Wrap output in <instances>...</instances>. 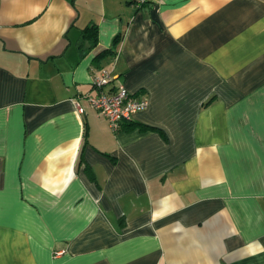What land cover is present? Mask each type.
Returning a JSON list of instances; mask_svg holds the SVG:
<instances>
[{
	"label": "crops",
	"instance_id": "0c3cea01",
	"mask_svg": "<svg viewBox=\"0 0 264 264\" xmlns=\"http://www.w3.org/2000/svg\"><path fill=\"white\" fill-rule=\"evenodd\" d=\"M0 264H264V0H0Z\"/></svg>",
	"mask_w": 264,
	"mask_h": 264
},
{
	"label": "built area",
	"instance_id": "2783aa9c",
	"mask_svg": "<svg viewBox=\"0 0 264 264\" xmlns=\"http://www.w3.org/2000/svg\"><path fill=\"white\" fill-rule=\"evenodd\" d=\"M135 5H142L151 0H130ZM113 80V76L107 70H102L99 75H93L91 83L97 88H101L105 83ZM90 104L104 115L109 126L116 130L122 121H130L133 116L146 109L148 99L144 96L136 97L132 95L125 85L117 82L111 92L100 91L98 94L89 97Z\"/></svg>",
	"mask_w": 264,
	"mask_h": 264
},
{
	"label": "trees",
	"instance_id": "16d2710c",
	"mask_svg": "<svg viewBox=\"0 0 264 264\" xmlns=\"http://www.w3.org/2000/svg\"><path fill=\"white\" fill-rule=\"evenodd\" d=\"M84 36H92V40L95 42L96 40V35H97V31H96V27L94 25L90 26V27H86L84 29V33H83Z\"/></svg>",
	"mask_w": 264,
	"mask_h": 264
}]
</instances>
